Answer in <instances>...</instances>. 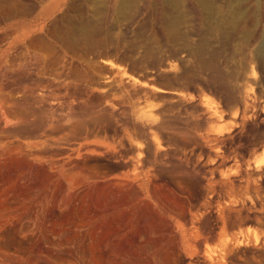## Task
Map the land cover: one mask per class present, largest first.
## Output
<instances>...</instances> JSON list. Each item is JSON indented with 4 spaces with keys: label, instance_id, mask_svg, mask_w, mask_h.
<instances>
[{
    "label": "rangeland",
    "instance_id": "obj_1",
    "mask_svg": "<svg viewBox=\"0 0 264 264\" xmlns=\"http://www.w3.org/2000/svg\"><path fill=\"white\" fill-rule=\"evenodd\" d=\"M29 1L0 17V264H264V0L247 40L192 0Z\"/></svg>",
    "mask_w": 264,
    "mask_h": 264
},
{
    "label": "bare ground",
    "instance_id": "obj_2",
    "mask_svg": "<svg viewBox=\"0 0 264 264\" xmlns=\"http://www.w3.org/2000/svg\"><path fill=\"white\" fill-rule=\"evenodd\" d=\"M131 1L132 0H118L117 1V10H116L117 13L123 14L124 10L127 8V6L130 4ZM149 1L151 2V0H149ZM156 1H159L160 3H163V4L165 3L166 5H170V6H172L171 8L174 7L176 9V11H178L177 9L181 8L182 6H185V4L189 0H154V2H156ZM191 2H195V4L197 3L200 6V8L203 10L205 15H210V16L220 15L215 20V25L213 27L214 31H218V32H224L225 31L224 33H227L229 31H232V32L241 31L244 34V36H243V37H245L244 39H246V40L251 34V30L247 24V20H249L251 18V19H254V21H256L260 16L259 15L260 12L258 13V11H260L259 10L260 4L255 5L254 9L253 8L250 9V7H248L249 0H222L221 2L223 3V6L220 4H217L218 0H192ZM165 4H164V7H165ZM191 5H193V4H191ZM255 9H256V12H255ZM175 12L168 10L164 14L165 15L164 20H165V24H166L165 29L169 35L170 34L172 35L173 33L178 32L177 30H179L178 24H179L181 18L178 14L176 15ZM210 19H212V17H210ZM257 24H258V21H257ZM89 25H90L89 23L82 24L81 32H82V36L84 38H89V36H90ZM252 28L254 29V27H252ZM71 33L74 34L75 32L71 31ZM171 35H170V37H171ZM260 61H262V60H260ZM263 63H264V61L262 62V64ZM17 147H18V144L16 147L11 146V145H7L4 148V151L7 153L10 152V155H11V152H15V150L18 149ZM20 149H21V147H19V149H18L19 151L18 150L17 151L20 152Z\"/></svg>",
    "mask_w": 264,
    "mask_h": 264
},
{
    "label": "crops",
    "instance_id": "obj_3",
    "mask_svg": "<svg viewBox=\"0 0 264 264\" xmlns=\"http://www.w3.org/2000/svg\"><path fill=\"white\" fill-rule=\"evenodd\" d=\"M9 0H0V17H2L4 15V7L7 6L9 4L8 2ZM117 1L118 0H115V3H114V9H115V13L119 16H123L121 14H118L117 13ZM154 1V0H153ZM41 5L43 4L44 6L46 7H53L56 8L58 7V5L60 4V0H55L53 2V0H33V1H29L28 3H26L25 5H34V6H38V5ZM113 4V0H112V3H111V6ZM99 12V11H98ZM113 13V12H112ZM114 14V13H113ZM115 15V14H114ZM116 15V16H117ZM10 25V24H9ZM14 37L11 38V41L10 43H12L14 41ZM53 41H54V33H53Z\"/></svg>",
    "mask_w": 264,
    "mask_h": 264
}]
</instances>
